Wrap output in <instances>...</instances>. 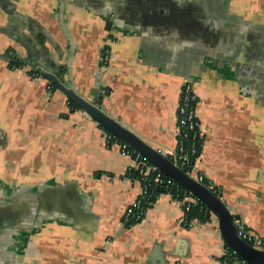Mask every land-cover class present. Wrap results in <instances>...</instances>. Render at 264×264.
Returning <instances> with one entry per match:
<instances>
[{"label":"crops","instance_id":"obj_1","mask_svg":"<svg viewBox=\"0 0 264 264\" xmlns=\"http://www.w3.org/2000/svg\"><path fill=\"white\" fill-rule=\"evenodd\" d=\"M38 27L60 66L71 57L78 91L98 90L104 112L167 157L190 83L202 131L194 172L264 236V0H0V55L46 62L25 39ZM29 70L0 57V264H218L217 221L184 227L169 194L142 224L122 225L139 191L131 158Z\"/></svg>","mask_w":264,"mask_h":264},{"label":"water","instance_id":"obj_2","mask_svg":"<svg viewBox=\"0 0 264 264\" xmlns=\"http://www.w3.org/2000/svg\"><path fill=\"white\" fill-rule=\"evenodd\" d=\"M63 7L64 1H62L60 5L61 11H63ZM65 35H67L70 45V54L72 55L74 51L73 41L68 32L65 33ZM40 37L41 36L35 34L31 38L26 37L25 39L26 42L30 44L33 40L38 42L39 44H37L36 47L39 48L38 51L42 52L46 58V62L44 63H35V61L31 59L33 66L39 71L41 77L51 83L56 90L67 98V100L82 111L85 117L93 120L111 135L139 152L166 177L172 179L180 188L197 198L215 217L217 228L225 245L233 250L243 260L244 264H264V249L253 247L238 236L233 216L220 196L206 185L187 175L172 162L170 157L162 155L160 152L153 149L133 131L124 127L114 117L104 112L101 107L102 96L98 94V90H91L89 95L81 94L72 84L71 57H67L65 60L67 80H64L61 76V72L55 69L53 64L49 62L50 58H48V56L51 58H55V56L49 53L48 49L44 47ZM47 38L50 40V37L47 36ZM22 43L24 44V42ZM27 49H29V47H27ZM54 60L58 62L57 58Z\"/></svg>","mask_w":264,"mask_h":264},{"label":"built area","instance_id":"obj_3","mask_svg":"<svg viewBox=\"0 0 264 264\" xmlns=\"http://www.w3.org/2000/svg\"><path fill=\"white\" fill-rule=\"evenodd\" d=\"M102 55L103 62L108 63L110 59V51L104 49ZM30 70L34 71V74L30 75L32 78L36 79L41 77L40 74H37L35 72V68H30ZM53 87L54 86L52 84L47 82L46 89L48 91H52ZM176 118L177 148L175 153L170 157V159L187 175L194 178L196 181L204 184V177L201 174L194 172V166L199 154L195 141L202 139V131L200 120L197 116V95L193 86L188 82L184 83L180 91L179 103L176 108ZM189 135H191L192 142L189 149H186L184 147V141L188 139ZM105 142L107 146L114 144L118 145L120 147V151L123 154L129 156L132 160L128 171L132 170L137 173L138 177L134 181L139 185V191L133 203L126 207L123 211L121 223L123 226H125L131 221H133V224L140 225L143 223L146 216V206L151 205L153 190L157 186L165 184L166 178L168 177H166L160 170L153 166L139 152L130 148L125 143L121 144L119 142V139L114 137L113 135L112 137L105 136ZM194 157H196L195 163L192 162ZM168 179L170 180L167 181L169 185L176 186L177 188L179 187L172 179ZM197 201L199 200L193 197L191 194L190 197H187L183 201H181L182 209H184L183 206H185V210H183V216L181 220L182 225L184 227H186V225L190 227L193 224L192 222L188 223L186 221L185 211L189 208L191 204H196ZM206 210L208 209L206 208ZM210 215L211 220L213 219L216 221L215 217L211 213ZM234 224L237 228V234L242 240H244L246 243L250 244L255 248L264 249V236L253 235L247 230L244 223L240 220H234ZM236 255L237 254L234 251L232 253H227V251L225 250L222 259L218 264H244L243 260H237Z\"/></svg>","mask_w":264,"mask_h":264},{"label":"trees","instance_id":"obj_4","mask_svg":"<svg viewBox=\"0 0 264 264\" xmlns=\"http://www.w3.org/2000/svg\"><path fill=\"white\" fill-rule=\"evenodd\" d=\"M36 29L39 31V34H38L39 36H41V37L44 36V37L47 38L48 35L46 34V32H44L42 30L41 27H38ZM41 37H40V39H41ZM102 54H103V52H102ZM0 57L6 60L7 66L11 70L22 69V68H25L27 66H30L31 69L35 68V72L37 74H40L39 71L36 69V67L33 66V63L31 62V58L29 56H27L26 58L22 59V58L16 56V54L12 50H7L3 54H1ZM48 58H50V61L49 60H47V61H49L51 64H53L54 68L58 69V71L61 72V76L63 77V74H65L66 68L63 67V66H60L58 64L57 60H54L56 58H51L49 56H48ZM28 74L29 75H33L34 71L29 70ZM55 90H56L55 87H53L52 91H55ZM107 93H108V90L107 89L104 90V95L107 94ZM67 103H68V108H69V115L73 114L75 111L79 110L69 100H67ZM103 130L105 132V136L112 137V135L108 131H106L105 129H103ZM119 142L121 144L124 143V142H122L120 140H119ZM191 142H192L191 135H189L188 139H186L184 141V147L186 149H189V147L191 146ZM195 144H196V147H197L198 152L200 154L201 153V149H202V141L201 140H196ZM199 154H198V157H199ZM195 159H196V157L193 158V160H192L193 163H195ZM126 177H128L131 180H135L138 177V175H137V173L135 171L131 170V171H128L126 173ZM167 181H170V180L168 178H166V183L165 184L157 186L153 190V197H152V200H151V205L150 206L149 205L146 206V210H148L154 204L156 198L159 195H161V194H169L175 200H177L179 202L183 201L187 197H190V194L188 192H186L184 189L179 188V187L177 188L176 186H171V185H169L167 183ZM204 185H206L207 187L209 186L208 182L205 179H204ZM211 189H212V191H214L215 193H217L219 195V192H218L217 188L214 187V188H211ZM183 208H184L183 210H185V206H183ZM185 217H186V221L188 223L198 222V223L204 224V223L210 222V220H211L210 212L208 210H206V207L200 201H197L196 204H191L189 206V208L186 209ZM233 219H234V217H233ZM133 223L134 222L131 221L129 224L125 225V227L126 228H131V226L135 225ZM186 228H188V225H186ZM225 249H226L227 253H232L233 252V250L228 248L226 245H225ZM236 258H237V260H242L238 255H236Z\"/></svg>","mask_w":264,"mask_h":264}]
</instances>
